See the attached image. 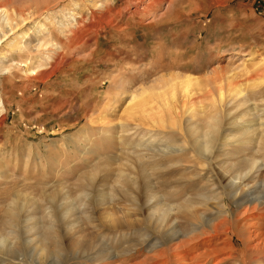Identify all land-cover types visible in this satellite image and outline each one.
<instances>
[{
  "label": "rangeland",
  "instance_id": "obj_1",
  "mask_svg": "<svg viewBox=\"0 0 264 264\" xmlns=\"http://www.w3.org/2000/svg\"><path fill=\"white\" fill-rule=\"evenodd\" d=\"M0 6L10 21L6 32L0 21V264H131L177 244L184 236L164 242L143 196L196 205L194 194L219 186L221 175L194 155L195 133L213 118L220 128L264 118V77L248 67L264 63V0ZM129 186L145 217L126 231L108 212L131 206ZM69 201L75 210L63 221ZM178 215L174 226L190 228L185 210ZM28 223L39 230L26 231ZM227 237L212 244L233 264L242 249ZM252 260L264 264V253Z\"/></svg>",
  "mask_w": 264,
  "mask_h": 264
},
{
  "label": "bare ground",
  "instance_id": "obj_2",
  "mask_svg": "<svg viewBox=\"0 0 264 264\" xmlns=\"http://www.w3.org/2000/svg\"><path fill=\"white\" fill-rule=\"evenodd\" d=\"M0 21L4 24L3 28L0 27V41H3L2 35L4 33L1 28L4 31L10 30L9 17L7 16L6 8H3V6H0ZM248 67L255 72L257 77H264V63H251ZM182 106H184L183 103ZM252 109L258 113L260 111H258L256 105H253ZM257 117V119L241 121L234 128L232 126L220 128L219 121L213 118L212 123L208 124L201 135H196L195 129V135L193 133L194 139H192L194 142L192 143L195 144L194 155L204 162L202 164L208 167L213 166L214 163L217 165L218 173H216L221 175V181H218L219 186L213 183L215 187L208 192L194 194L197 200L193 202L196 205L191 202L186 205L182 203L179 205L178 203L176 206H171L170 203L169 205L168 203L159 204L157 202V193L152 191L143 196L146 200L142 202H148L150 206H155L154 208L147 207L145 215L153 218L154 222L152 223L155 228H158L159 231L162 230L163 233H166L165 235H168L164 242L168 243L177 235H183L184 238L182 237L183 239L173 246L170 245L131 264H224L221 259L223 258L221 257L222 255H220L221 258L218 255L220 248L216 247L217 245L214 247L212 244L214 238L219 234L228 235L226 239L235 237L239 241L243 258L238 257V254H231L229 259L233 264H262L252 260V255L264 253V177L260 176V174L264 173V118L259 117V115ZM179 147V150L183 149V147ZM170 149L168 151L179 153L178 149ZM148 150L154 152L150 147H148ZM149 151H147V154L150 153ZM152 154L154 155V153ZM175 159L176 162H173L178 165L177 163L179 162H177V158ZM213 159L216 160L213 161ZM218 187L219 190H217ZM220 189L225 190V192ZM132 191V186L127 187L125 190L126 196L131 203L130 207L123 210L116 206L112 207L113 210L108 212L109 215L116 212L115 215L117 216L111 219V224L114 227L130 230L142 224V219L145 215L143 217V213L137 212L138 208L134 207L133 209L132 204L138 202V196ZM227 197L232 201L234 210H230ZM68 205L69 211H66L62 216L63 221H65L64 218L70 210H75L76 202L69 201ZM181 209L182 211L185 210L186 215L194 221L193 223L191 222V227L188 226L190 228H184V230L180 228L181 226L179 228L174 226L181 218V215H178ZM38 221L37 223H40V220ZM185 225L188 224L185 223ZM53 226L54 224L49 225V228L51 229ZM58 227L60 228V224ZM39 228L30 226V223L24 227L26 231L33 232L39 230ZM43 241L46 242V240ZM5 242V239L0 238V247H3ZM153 248H155L154 243L148 250H153ZM235 250L237 251V249ZM247 255H249V259ZM36 263L38 261L33 264Z\"/></svg>",
  "mask_w": 264,
  "mask_h": 264
}]
</instances>
